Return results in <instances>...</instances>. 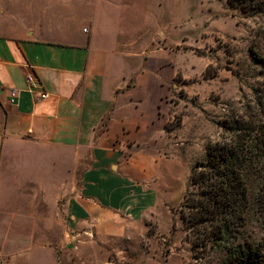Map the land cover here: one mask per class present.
<instances>
[{"label":"crops","instance_id":"obj_1","mask_svg":"<svg viewBox=\"0 0 264 264\" xmlns=\"http://www.w3.org/2000/svg\"><path fill=\"white\" fill-rule=\"evenodd\" d=\"M133 31L126 41V0H0V264H81L67 247H90L84 233L126 237L146 213L141 150L162 96L149 115ZM30 73L47 99L27 90Z\"/></svg>","mask_w":264,"mask_h":264},{"label":"rangeland","instance_id":"obj_2","mask_svg":"<svg viewBox=\"0 0 264 264\" xmlns=\"http://www.w3.org/2000/svg\"><path fill=\"white\" fill-rule=\"evenodd\" d=\"M259 2L262 11L244 13L227 0H126L131 36L126 41L139 36L133 30L140 27L139 46L147 43L143 62L150 72L140 92L146 93L149 115L162 96V126L155 143L141 150L146 173L141 172L140 183L154 197H146L147 211L140 221L129 220L126 237L84 233L90 247L68 246V252L81 256V264H264L262 159L248 172L246 224L232 239L234 246L252 245L260 260L232 261L224 246H194V231L181 218L192 171L206 159L207 146L232 143L239 131L229 127H254L264 118L258 106L259 100L264 103V0ZM72 184H79L78 177ZM67 200L60 198L52 208L61 212ZM70 233L68 228L56 229L51 237L68 240Z\"/></svg>","mask_w":264,"mask_h":264},{"label":"trees","instance_id":"obj_3","mask_svg":"<svg viewBox=\"0 0 264 264\" xmlns=\"http://www.w3.org/2000/svg\"><path fill=\"white\" fill-rule=\"evenodd\" d=\"M227 2L244 13L263 9L259 0ZM258 106L259 114L264 117V103L261 100ZM229 128L239 131L237 138L232 143L209 144L206 159L194 167L181 218L187 230L194 231V246H200L197 242L204 247L224 246L230 260L252 262L260 260L259 252L247 242L234 246L232 239L237 238L246 224L244 213L250 204L248 172L254 168L255 160L259 158L264 161V118L254 127L243 125ZM260 198L263 203L264 189Z\"/></svg>","mask_w":264,"mask_h":264},{"label":"built area","instance_id":"obj_4","mask_svg":"<svg viewBox=\"0 0 264 264\" xmlns=\"http://www.w3.org/2000/svg\"><path fill=\"white\" fill-rule=\"evenodd\" d=\"M27 90L31 93L35 101H42L49 97V94L44 90L40 81L36 78L34 74L27 75ZM12 102L16 100L17 93L15 91L11 94Z\"/></svg>","mask_w":264,"mask_h":264}]
</instances>
